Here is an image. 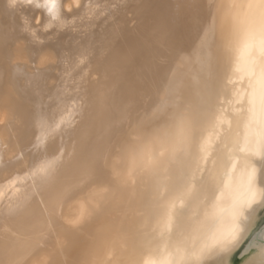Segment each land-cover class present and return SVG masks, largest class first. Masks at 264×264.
Instances as JSON below:
<instances>
[{
    "label": "bare ground",
    "instance_id": "1",
    "mask_svg": "<svg viewBox=\"0 0 264 264\" xmlns=\"http://www.w3.org/2000/svg\"><path fill=\"white\" fill-rule=\"evenodd\" d=\"M263 209L264 0H0V264H223Z\"/></svg>",
    "mask_w": 264,
    "mask_h": 264
},
{
    "label": "water",
    "instance_id": "2",
    "mask_svg": "<svg viewBox=\"0 0 264 264\" xmlns=\"http://www.w3.org/2000/svg\"><path fill=\"white\" fill-rule=\"evenodd\" d=\"M260 243H264V218L257 229L252 233L248 240L243 244V246L238 250L236 255L233 257V261L236 262L244 257H246L255 246Z\"/></svg>",
    "mask_w": 264,
    "mask_h": 264
},
{
    "label": "rangeland",
    "instance_id": "3",
    "mask_svg": "<svg viewBox=\"0 0 264 264\" xmlns=\"http://www.w3.org/2000/svg\"><path fill=\"white\" fill-rule=\"evenodd\" d=\"M264 209L261 211L260 213V216L254 226V229L253 231H255L257 229V227L261 224L263 218H264ZM243 246V244L238 248L236 249L234 252H232L224 261H223V264H250L252 258L254 257L255 253H256V246L255 248L244 258L234 262L232 259L233 257L236 255V253L238 252V250Z\"/></svg>",
    "mask_w": 264,
    "mask_h": 264
}]
</instances>
